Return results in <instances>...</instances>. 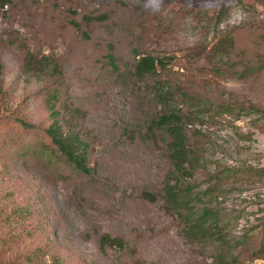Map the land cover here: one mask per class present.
I'll use <instances>...</instances> for the list:
<instances>
[{"label":"rangeland","instance_id":"obj_1","mask_svg":"<svg viewBox=\"0 0 264 264\" xmlns=\"http://www.w3.org/2000/svg\"><path fill=\"white\" fill-rule=\"evenodd\" d=\"M118 1L1 8L0 264H225L217 227L264 264V0ZM147 55L159 75L139 78ZM165 79L201 98L185 99L198 115L185 177L155 124ZM56 90L89 173L47 133Z\"/></svg>","mask_w":264,"mask_h":264},{"label":"trees","instance_id":"obj_2","mask_svg":"<svg viewBox=\"0 0 264 264\" xmlns=\"http://www.w3.org/2000/svg\"><path fill=\"white\" fill-rule=\"evenodd\" d=\"M11 0H0V12ZM122 6H128L126 0L118 1ZM83 20L86 23L103 22L108 20V14H88L83 16ZM74 25L80 24L73 21ZM84 35L89 38L87 31ZM134 73L139 78L144 77H156L159 75L157 70V64L154 57L151 55L143 56L141 58H135ZM157 98L162 105V112L160 116L155 120V124L159 127L165 142V155L170 162L173 170L181 177H185L192 171L189 167L191 162L192 151L189 148V131L188 128L194 119L198 117L197 113L193 111H185L186 97L194 101L197 106L200 104V97L189 96L185 92L178 89H174L173 84L169 79H165L162 85L157 87ZM62 98L61 91H53L48 93L46 102L49 108L50 125L47 129L48 135L51 137L54 146L59 154L64 156L66 160L72 163L78 170L89 173L90 167V142L87 140V136L83 135L81 131H67L63 125L62 109L56 106L58 100ZM208 104H204V107H208ZM209 108V107H208ZM224 111H228V107H224ZM142 196L150 200H155V195L149 191H143ZM215 237L219 246L222 248L226 257L224 256L222 262L225 264H245L246 249L237 251L239 241H230L226 238L225 233L221 228L217 227L211 234ZM245 241L243 245L247 244ZM264 247L261 245L256 251V256H263Z\"/></svg>","mask_w":264,"mask_h":264}]
</instances>
